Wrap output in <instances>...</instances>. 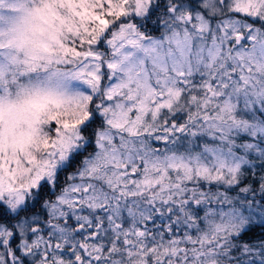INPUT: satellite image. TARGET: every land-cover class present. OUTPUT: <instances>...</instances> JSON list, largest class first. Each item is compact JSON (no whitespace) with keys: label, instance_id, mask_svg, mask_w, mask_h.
<instances>
[{"label":"snow or ice","instance_id":"obj_1","mask_svg":"<svg viewBox=\"0 0 264 264\" xmlns=\"http://www.w3.org/2000/svg\"><path fill=\"white\" fill-rule=\"evenodd\" d=\"M0 264H264V0H0Z\"/></svg>","mask_w":264,"mask_h":264}]
</instances>
